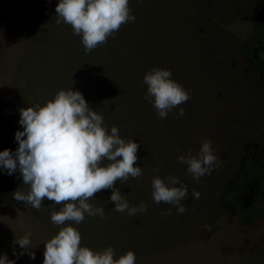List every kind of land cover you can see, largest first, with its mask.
<instances>
[{"label": "rangeland", "instance_id": "rangeland-1", "mask_svg": "<svg viewBox=\"0 0 264 264\" xmlns=\"http://www.w3.org/2000/svg\"><path fill=\"white\" fill-rule=\"evenodd\" d=\"M57 3L58 0H0V151L14 152L18 147L15 132L23 130L18 123L19 109L35 103L43 105L58 90L70 86L82 91L76 87L74 57L68 56L72 49L63 48L74 44L81 48V37L79 42L66 38L64 30L69 25L55 23ZM172 3L179 6L175 20L181 24L180 31L193 38L191 45L195 47L191 51L209 66L203 72L191 70L190 78L174 73L173 79L181 80L190 93V99L180 106L185 109L183 117L177 116L178 108L166 119L156 114L155 130L159 131L160 140L154 157L161 160L156 165L160 171L154 176L174 175L188 184L189 195L182 202L186 211L178 215L175 207L153 201V176L134 189L128 185L132 180L129 178L114 187L126 196L130 206L145 202L146 212L134 216L119 212L123 219L112 215L114 204L109 200L111 189H107L89 201L104 207L106 218L86 215L84 221L92 227L85 222L72 226L81 237L94 229L114 235L109 219L112 215L125 225L121 234L136 237L140 247L155 254L148 260L156 264H264V216L244 226L234 211L218 204L219 194L231 185L242 161H256L264 155V73L244 56L245 47L252 44L257 57L264 61V0ZM128 28L121 26L119 31L127 32ZM82 95L89 98L88 94ZM125 134L139 145L134 166L142 168L147 155L144 133L133 137L128 128ZM204 138L212 142L218 164L210 175L196 183L186 175V165L178 163L177 157L188 149L193 154L198 152ZM5 175L8 188L0 200V254H6L14 264H42L44 243L59 230L50 221L53 202L45 199L37 211L16 201L12 194L24 187L22 178L18 170ZM192 190L201 194L199 199L192 198ZM168 208H172V213L163 215ZM205 225H210L211 231ZM28 232L35 259L27 252L17 258L13 253L21 249L15 241Z\"/></svg>", "mask_w": 264, "mask_h": 264}, {"label": "clouds", "instance_id": "clouds-1", "mask_svg": "<svg viewBox=\"0 0 264 264\" xmlns=\"http://www.w3.org/2000/svg\"><path fill=\"white\" fill-rule=\"evenodd\" d=\"M55 13L57 25H69L73 34L81 37L85 53L106 44L122 25L136 19L129 0H58ZM143 83L144 99L152 103L159 118L166 119L177 108L178 117L185 115V109L180 106L190 99V93L172 79L170 70L153 67L143 76ZM19 113L18 123L23 130L15 132L18 147L14 152L0 151V171L8 175L19 171L24 187L12 194L16 201L37 211L45 199L53 202L50 221L59 230L44 243L42 264H136V255L131 250L117 258L111 246L99 251L82 246L81 234L72 225L81 224L86 215L106 218L104 207L89 201L107 189H111L109 200L115 205L114 211L127 212L129 216L147 211L145 202L130 206L126 196L114 187L118 181L142 177V168L134 166L139 145L131 138H121L117 126L109 131L103 115L92 110L82 93L71 86L58 90L43 105L35 103L19 109ZM177 162L186 165V175L199 183L214 170L218 157L212 142L204 138L198 152L193 154L188 149L177 157ZM154 171L158 173L159 167ZM151 187L155 203L175 207L178 215L186 211L182 202L189 195V187L180 177L153 176ZM200 195L191 191L192 198L199 199ZM171 213L172 208L162 212L165 216ZM204 227L211 231L210 225ZM30 236L28 232L15 241L21 251H14V256L19 258L27 252L35 259ZM0 264H14V261L0 254Z\"/></svg>", "mask_w": 264, "mask_h": 264}, {"label": "trees", "instance_id": "trees-1", "mask_svg": "<svg viewBox=\"0 0 264 264\" xmlns=\"http://www.w3.org/2000/svg\"><path fill=\"white\" fill-rule=\"evenodd\" d=\"M129 7L136 19L134 23L122 25L129 27L127 32H116L114 37L108 38L106 44L91 53H85L83 45L81 48L75 44L72 48H63L72 49L68 56L74 57L75 70L78 71L76 87L82 90L81 93L89 95L85 100L92 110L103 115L108 130L117 126L119 135L124 139H127L125 133L128 128L133 132V137L138 138L144 133L147 155L142 162L143 175L137 179L132 178L128 183L134 189L150 176L159 173L154 168L158 165L157 161L161 160L154 157L160 140L157 136L160 134L155 130L158 123L157 112L152 103L144 99L146 85L143 83V76L153 67H158L170 70L172 79L175 78L174 73L177 76L181 74L180 78H190L191 70L200 69L203 72L209 66L197 57L195 51H191L195 47L191 45L193 38L185 31H180L181 24L175 20L179 6H173L172 0H129ZM60 28L63 29V26ZM64 31L66 38L79 42L80 36L74 35L70 26ZM50 42L55 43L52 39ZM255 50L254 45H247L244 56L264 73V61L257 57ZM202 57L205 60L206 55ZM179 82L182 84L181 80ZM5 174L0 171V200L8 188ZM218 204L234 211L244 226H249L254 219L264 216V155L256 161H242L231 185L219 194ZM112 215L123 219L119 212L114 211ZM112 215L109 219L114 235L94 229L86 237H82L81 245L97 251L111 246L115 249L117 258L131 250L136 255V264H156L148 260L155 254H149L146 248L140 247L136 237L121 234L124 233L125 225ZM83 222L93 226L89 222Z\"/></svg>", "mask_w": 264, "mask_h": 264}]
</instances>
